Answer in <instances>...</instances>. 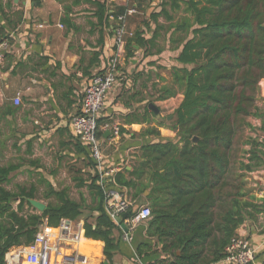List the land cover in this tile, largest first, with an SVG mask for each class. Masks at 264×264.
I'll return each instance as SVG.
<instances>
[{
    "label": "trees",
    "instance_id": "obj_1",
    "mask_svg": "<svg viewBox=\"0 0 264 264\" xmlns=\"http://www.w3.org/2000/svg\"><path fill=\"white\" fill-rule=\"evenodd\" d=\"M58 1L63 26L75 30L72 6ZM84 1L94 4L99 22L112 25V36L119 15L130 7ZM153 1L131 0L144 15L125 37L124 58L134 59L137 50L140 61L165 50L174 52L173 65L150 60L145 65L153 66V72L132 74L133 80L145 75L148 102L181 98L171 114L154 120L155 125H150L153 119L146 120L149 125L136 134L144 143L128 176L122 169L107 185L126 188L132 198L149 191L145 198L150 217L140 223L145 238L134 247L143 264H220L238 227L264 212V202L251 193L247 179L264 168V97L259 85L264 79V0H155L151 5ZM8 35L0 23V37ZM146 110L153 117V110ZM111 121L109 116L97 119L99 139L104 138L102 127ZM158 127L175 136L162 137ZM124 133L119 127V134ZM77 149L90 172L76 177L75 186L85 187L90 200L82 193L75 199L68 187L48 182L41 191L22 185L11 189L19 167L0 165V264H7L5 256L13 247L30 244L43 224L55 227L62 219L82 220L84 236L103 241V254L112 260L123 229L106 211V192L88 147L79 143ZM37 196L45 204L43 211L26 200ZM260 254L264 264V249Z\"/></svg>",
    "mask_w": 264,
    "mask_h": 264
},
{
    "label": "crops",
    "instance_id": "obj_2",
    "mask_svg": "<svg viewBox=\"0 0 264 264\" xmlns=\"http://www.w3.org/2000/svg\"><path fill=\"white\" fill-rule=\"evenodd\" d=\"M107 2L134 5L131 0ZM66 3L75 12L71 19L75 30L63 26V8L58 0H0V11L4 14V19L0 14V23L11 35V47L0 64V165L19 167L13 173L11 189L22 185L28 188L36 186L41 191L42 184L48 182L56 188L68 187L75 199H79L82 193L90 200L85 187L75 186V178L86 177L90 169L84 165V155L77 149L79 143L86 145L74 135L70 119L80 113L83 88L105 68L113 45L112 25L107 26L105 20L99 22L91 2L66 0ZM155 4L154 0L151 5ZM142 15V11H137L129 16V31L135 30L136 21ZM109 19L112 21L111 17ZM40 24L44 26L39 27ZM163 53L148 57L145 63L150 60L159 62ZM138 56L141 59L139 50L135 52L134 59L122 61L120 69L127 74L126 82L123 85L118 83L107 93L100 115L109 116L112 120L110 125L102 127L105 132L114 125L125 131L116 137L110 132L101 140L103 167L112 171L111 175L124 169L128 176L135 155L139 154L144 143V139L136 134L149 125L146 122L148 118L153 119L150 125H155L156 118L171 114L181 98L178 95L148 102L143 88L145 75L133 80L132 72L142 69L148 75L153 72V66H139ZM173 64L172 61L170 65ZM259 85L260 94L264 97V79ZM17 94L21 102L14 105L12 99ZM149 103L158 108L159 116L155 113L150 116L146 110ZM164 108L167 111L164 112ZM250 120L258 125V120ZM158 129L162 137L175 136V132L166 127ZM78 170L82 172L76 173ZM248 181L251 193L264 202V168L249 173ZM114 190L130 197L133 211L148 205L145 198L148 189L135 198L128 194L126 188L117 186ZM34 199L42 201L38 196ZM236 233L244 235L254 249L253 264H261L264 212L255 221L240 225ZM144 238V230L138 223L131 232V240L122 238L112 260H107L103 254L104 242L83 236L78 248L86 261L79 264H104L105 261L106 264H143L144 260L136 257L134 247Z\"/></svg>",
    "mask_w": 264,
    "mask_h": 264
},
{
    "label": "built area",
    "instance_id": "obj_3",
    "mask_svg": "<svg viewBox=\"0 0 264 264\" xmlns=\"http://www.w3.org/2000/svg\"><path fill=\"white\" fill-rule=\"evenodd\" d=\"M136 12L137 9L130 6L124 14L119 15V24L114 31L113 45L105 68L102 73L93 76L90 83L83 88L80 113L70 119L74 135L88 147L90 156L96 163L99 184L106 192V211L115 220L126 214L122 222L126 227L123 231V238L127 241L131 240L134 226L150 217V208L143 205L127 215L132 207V200L125 193L108 187L107 183L112 176V171L103 167L104 155L101 149V139L96 136V129L97 119L103 111L105 96L125 78L120 66L125 59V37L131 35L127 29V16ZM43 26V24L39 25V27ZM10 47L11 35H8V38L0 37V64ZM12 101L14 105H19L21 102L19 94L15 95ZM107 131H110L114 137L119 134V128L116 125ZM83 236L84 229L81 220L62 219L55 227L43 224L30 244L13 247L7 252L5 261L7 264L85 263L86 260L80 255L78 248V243ZM254 256L255 251L248 239L244 235L236 234L225 248V257L220 264H247L253 262Z\"/></svg>",
    "mask_w": 264,
    "mask_h": 264
},
{
    "label": "water",
    "instance_id": "obj_4",
    "mask_svg": "<svg viewBox=\"0 0 264 264\" xmlns=\"http://www.w3.org/2000/svg\"><path fill=\"white\" fill-rule=\"evenodd\" d=\"M148 107L153 110V112L159 116V110L158 108L153 104V103H149L148 104ZM171 116L168 117V119H170ZM110 133V131H106L105 132V136H107L108 134ZM194 140H196V138H194ZM26 200L29 202V204L34 208L36 209L37 211H43L44 208H45V204L40 201V200H37V199H34V198H26ZM126 216V214H123L121 218L118 219V222L121 224V228L123 229V231L126 230V227L124 225V223L122 222V219ZM104 264H106V261L104 262Z\"/></svg>",
    "mask_w": 264,
    "mask_h": 264
},
{
    "label": "rangeland",
    "instance_id": "obj_5",
    "mask_svg": "<svg viewBox=\"0 0 264 264\" xmlns=\"http://www.w3.org/2000/svg\"><path fill=\"white\" fill-rule=\"evenodd\" d=\"M175 53L174 52H171V51H164L163 55L161 57H159V62L160 63H165L167 64L168 66L170 65V63L172 62V56L174 55ZM172 55V56H171ZM137 60H138V64L139 66L141 67H144L145 65V60L143 61H140V56L137 57ZM147 60V59H146ZM163 111H167L165 108L163 109ZM164 115H166V113H164ZM252 121V120H251ZM253 122V121H252ZM248 179V178H247ZM249 183V181H248ZM43 202V201H42ZM141 223V222H140ZM139 223V224H140Z\"/></svg>",
    "mask_w": 264,
    "mask_h": 264
},
{
    "label": "bare ground",
    "instance_id": "obj_6",
    "mask_svg": "<svg viewBox=\"0 0 264 264\" xmlns=\"http://www.w3.org/2000/svg\"><path fill=\"white\" fill-rule=\"evenodd\" d=\"M23 264H26V263H23Z\"/></svg>",
    "mask_w": 264,
    "mask_h": 264
}]
</instances>
